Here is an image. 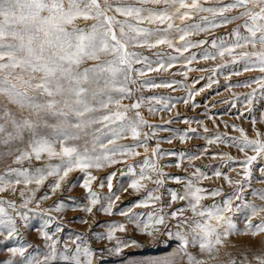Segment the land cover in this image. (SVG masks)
Wrapping results in <instances>:
<instances>
[{
	"label": "snow or ice",
	"instance_id": "1",
	"mask_svg": "<svg viewBox=\"0 0 264 264\" xmlns=\"http://www.w3.org/2000/svg\"><path fill=\"white\" fill-rule=\"evenodd\" d=\"M218 29L227 31L214 35ZM197 48L199 53L192 51ZM217 59L220 63L211 69L206 87L219 84L213 77L226 71L230 92L237 87L248 89L232 92V100L225 101L234 109L243 106L238 109V119L251 114L257 103L264 108V0H0V162L5 165L0 172V194L18 192L21 200L17 204L0 198V240L8 253L0 264H105V253L122 257L125 248L144 247L136 240L129 243L117 237V232L127 231L125 223H109L107 231L92 233L95 240L115 241L111 247L102 243L99 257L82 232L75 234L74 247H60L56 233L63 232V225L51 215L36 228L43 252L33 255L29 250L35 246L20 242L29 213L50 212L40 208L41 202L76 186L70 176L77 171L84 174L78 185L87 199L82 211L92 214L95 209L109 216L118 211L150 242L146 250L152 255L123 264H180L185 258L186 264H264V240L258 251L236 254L228 251L227 243L241 232L237 214L244 216L245 234L264 236V130L257 128L258 123L264 126V112L252 117V136L236 124L231 127L238 136L210 134L199 119L183 117L189 126L178 136L181 143L200 135L190 126L195 122L203 127L207 145L230 144L242 154L241 159L229 153L211 154L235 173L229 175L220 167L212 172L232 189L228 193L222 186L202 187L200 182L210 177L200 166L192 165L195 170L186 179L165 173L159 163L162 157L178 155L175 167L180 168L186 153L162 149L159 142L139 170L128 163L129 158L141 155L140 149L149 151L150 142L158 140V130L172 131L165 127L171 120L151 123L142 107L152 115L171 112L177 103L197 107L195 97L205 90L189 88L186 96L176 98L145 97L146 89H173L182 84L149 74H171L179 65L184 69L180 74L187 79L193 70L206 71L194 69V62ZM244 73L257 75L232 81L233 76ZM180 118L177 112L174 119ZM175 138L164 139L171 144ZM208 154L204 147L187 158L191 163ZM33 159L45 163L24 166ZM120 164L130 176L123 191L146 192L127 209L117 204L121 200L113 185L117 173L103 178L94 174V170ZM49 177L54 178L50 191L37 197ZM166 179L182 185L181 190L168 189L169 205L185 203L168 212L160 208L143 219L133 208L163 203L159 190ZM94 182L100 188L107 186L103 200L94 190ZM148 183L155 188H148ZM217 197L220 203H202ZM75 200L56 202L55 211L79 207ZM32 204L36 207L31 208ZM81 222L88 224V220ZM8 242L13 243L7 246ZM190 248H198V253Z\"/></svg>",
	"mask_w": 264,
	"mask_h": 264
},
{
	"label": "rangeland",
	"instance_id": "2",
	"mask_svg": "<svg viewBox=\"0 0 264 264\" xmlns=\"http://www.w3.org/2000/svg\"><path fill=\"white\" fill-rule=\"evenodd\" d=\"M239 23V22H238ZM229 27H232L230 25ZM226 29H218L215 31L214 35H223L225 34ZM192 51H196L199 53V49H193ZM220 63V60L217 61H203L198 60V62H194L193 68L203 67L206 71H196L193 70L188 73L187 79H185L180 73L184 71L179 65L176 69L172 70L170 73H151V76H163L168 77L169 79L179 80L182 81L180 86H173V89L168 88H159V89H146L143 92L145 97L157 94L161 96H171L173 98L176 97H183L186 96V93L189 88H204L205 90L195 97L197 107H191L190 105H184L183 103H177L176 107L171 110V112H158L155 115L148 113L147 107H142L141 111L144 114L145 119L149 120L151 123L163 124L164 121L171 120V124L165 125V127L170 128L172 131H157L156 135L158 140H154L149 144V151L145 153L143 149H140L141 155L135 158H129L128 163L134 164V166L139 170L140 164L144 160L145 157H151V148L155 146L156 142H159L160 147L165 150H175L177 153L185 152L186 156L182 162V166L180 168L175 167L177 160H179V156L169 157L164 156L160 159L159 163L162 166V170L165 173H173L175 175H179L184 177L185 179L191 176V173L195 170L192 165L200 166L201 170L206 172L209 175V179L202 180L200 182L202 187H219L222 186L225 193L230 192L232 189L225 183L222 179L216 178L212 175V172L216 169V167H220V169L224 172H227L229 175L235 176V173L228 168L227 165L222 163V160L219 156L216 159L212 158L213 152H220V153H229L236 159H241L242 154L238 152L235 147H232L230 144H212L207 145L206 139L204 138L203 127H200L195 122L190 124L191 127L196 128L197 132L200 134L198 137L193 139H189L186 142L181 143L178 139L179 134H182L189 125H185L183 123V117H195L203 122L204 125L207 126L209 133H227L229 136H238L239 133L234 131L231 127L232 124H236L237 126L243 127L249 134L252 136L253 130L249 127L250 121L253 116H257L259 112H264V108H261V105L257 103L254 106V110L251 114H245L243 118L238 119V109L242 108L243 106L238 104L237 108H231L228 103H225L226 100H232V92L242 93L248 91L245 88H233L231 92L226 87V75L227 72L221 73L213 79L219 81V84H213L211 88L206 87L208 83L207 77L209 76L211 69L214 67V64ZM257 75V73H244L240 77L233 76L232 81L235 82L237 80H243L247 76ZM200 77H204V79H200ZM195 80H199L198 83H194ZM159 82V81H158ZM139 87V86H137ZM128 101H125L127 103ZM175 102V100H174ZM179 112L181 118L174 119L176 113ZM207 113V115H205ZM211 117V118H209ZM229 125L225 127V123ZM257 128H261L264 130V126L261 124H257ZM148 131V129H145ZM169 136H176L177 138L172 140V143L169 144L166 139ZM126 142V141H122ZM208 148V155L202 156L200 159L191 161L188 160V156L192 154H198L199 152L203 151V148ZM154 159V158H153ZM10 163V161H9ZM45 161H35L34 159L30 163H26L25 167H41ZM233 167H237L233 165ZM5 169L4 163L0 162V172ZM116 172L117 175L113 179L114 191L116 194L120 195L121 200L117 202L118 207L120 209H127L128 207L132 206L138 199L143 198L146 195L145 191H141L140 193H134L131 190L125 193L123 191V187L127 186V183L130 180V176L127 172V168L124 164L114 165L110 168H105L102 170H94V174L98 177L103 178L108 173ZM83 173L77 171L71 174L70 179L73 181V184L76 186H70L68 189H64L62 191H58L56 195L51 196L48 200L42 201L40 204L41 209H50V212H44L41 214L39 211L29 213L28 218V227H21V241H28L33 244L35 247L34 249H30L29 251L32 252L33 255L43 252L44 245L42 238L39 237L36 233V228L39 227L45 219H47L48 215H51L56 218L62 225H63V232L56 233V235L60 238V247L67 244L70 247H74L72 244V240L74 239L75 234L84 233L85 237L87 238L88 244L96 251L97 257H99V248L101 247L102 243L111 247L115 241L108 243L107 241H98L95 240L92 233L93 232H102L107 231V227L109 223H125L127 226L126 232H117L116 235L121 240H126L130 243L131 240H136L140 242L144 247L136 248L130 246L124 249L122 257H114L109 256L107 253L103 256V261L105 264H123V261L130 260V259H139L145 256L152 255L151 250H146L148 244V238L141 234L138 230H136L135 226L128 222L124 217L119 215V212L115 215H105L102 212H97L95 209L93 210L92 214L86 213L81 210L84 204L87 203V199L83 194V189H81L78 185L83 179ZM53 177H49L45 184L40 187L37 191V197L41 196L47 191H50V183L53 181ZM253 183L259 186V180L254 178ZM23 187V185L19 186ZM33 187H35L33 185ZM94 190L97 191L98 194L101 195L103 200V196L108 193L107 186L100 188L98 184L94 182ZM148 188H155V185L152 183H148ZM182 185L177 184L175 180L166 179L165 180V187L161 188L159 192L163 195V203L157 202L155 204H150L149 207H139L133 208V211L140 213L143 219H147V214L152 212L156 213L159 211L160 208H164L165 212L174 210L176 207L183 205L185 202L178 201L175 204L169 205L168 201L170 199L168 195V189H176L181 190ZM0 198L5 200H15L17 204L21 202L19 193H3L0 194ZM69 198H76L75 203L79 205L73 209L72 207H66L63 211L57 212L55 211V203L63 200L66 203H69ZM249 199H253V197H249ZM106 203V201H104ZM220 203V197H217L215 201L211 198H206L202 201L205 205H211L212 203ZM7 207V205H5ZM31 208H35L36 205H30ZM9 212L12 209H8ZM186 215L191 216L190 212H187ZM74 217H78L79 219H74ZM88 220V224H84L81 221ZM258 220V218H257ZM99 221L100 223H95ZM237 223L238 227H240L241 232L239 234H234L228 239V251L236 254L240 251L246 250H253L258 251L260 247V242L264 240V236L257 235L255 237L251 236L250 234H245L243 232L244 227V216L242 214H237ZM13 242H8L7 246H11ZM193 254L198 253V248H190ZM8 256L6 251L5 242L0 240V261H3ZM180 264H186V258L180 261Z\"/></svg>",
	"mask_w": 264,
	"mask_h": 264
}]
</instances>
